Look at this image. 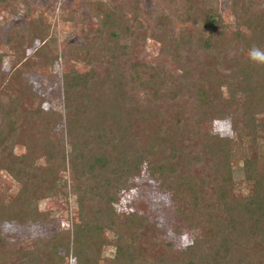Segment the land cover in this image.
<instances>
[{
  "label": "rangeland",
  "instance_id": "rangeland-1",
  "mask_svg": "<svg viewBox=\"0 0 264 264\" xmlns=\"http://www.w3.org/2000/svg\"><path fill=\"white\" fill-rule=\"evenodd\" d=\"M208 10L222 17L213 30L204 24ZM107 12L120 22L121 27L111 26L113 35L102 28ZM254 13L264 16V0L0 1V205L21 187L3 168L14 155L26 154L29 165L49 166L58 176L52 186L33 172L26 195L34 196L32 203L18 220L0 223L2 264L25 262L38 239L71 238L78 200L86 214L100 210L101 192L92 190L93 181L77 179L70 165L63 75L70 70L106 75L112 44L126 76L122 88L133 137L159 134L164 143L126 187L110 190L120 194L114 204L118 214H112V230L104 232L111 242L102 248L99 264H114L117 243L134 245L140 264H171L195 239L206 249L217 205L214 186L222 181L216 170L222 151L217 147L215 153L212 136L227 139L233 150L225 157L236 196L250 192L242 156L253 152L251 136L260 135L251 120L264 119L260 106L246 105L249 99L255 103L252 87L264 84V68L256 71L259 63L249 58L253 46L264 50V45L251 39L247 46L245 40L251 33L246 21ZM73 107L72 120L80 121V107ZM186 175L197 184L195 204L180 188ZM132 214L136 219L128 220ZM65 257L60 264H75L71 253Z\"/></svg>",
  "mask_w": 264,
  "mask_h": 264
},
{
  "label": "trees",
  "instance_id": "trees-1",
  "mask_svg": "<svg viewBox=\"0 0 264 264\" xmlns=\"http://www.w3.org/2000/svg\"><path fill=\"white\" fill-rule=\"evenodd\" d=\"M250 3L248 2L249 5ZM111 16L109 12L105 13L106 19L102 21V28H108L109 34L113 35L115 31L111 26L114 24L121 26L118 25L120 22L111 19ZM246 22L251 32L248 38L245 36L246 45L249 46L253 39L257 45L263 46L264 16L254 13ZM204 24L213 30L222 24V17L214 10H208ZM107 51L111 70L106 75L103 76L96 71L81 73L77 70H70L63 75L65 104L70 109L68 117L70 165L77 179L93 181L92 190L101 192L98 194L97 203L100 210L86 214L83 204L78 200V219L73 223L71 238L56 234L48 241L38 239L33 250L24 252L26 261L21 264H60L69 253L75 259V264H99L102 248L111 242L104 236V232L112 230L114 224L112 214L115 212L118 214L114 204L117 203L120 194L116 197L113 192L110 193V190L113 189L116 193L126 187L128 178H134L141 173V167L148 160V154L156 155V147L164 143L159 134L141 139L133 137L130 131L132 111L129 107V97L122 88L125 72L117 63L116 45H110ZM1 61L2 55H0ZM263 65L254 64L253 68L256 67L258 71L264 68ZM252 90L255 94V103L249 99L246 100V105L248 109L260 106L258 112L264 114V96L259 94L264 90V84L253 86ZM73 106L80 107L81 122L77 118L72 120L77 114ZM254 120H251V124L260 135L259 138L255 134L251 136L253 152H246L242 156L244 182L250 186V192L236 196L232 187L230 161L225 157L228 154L229 158L233 150H229L227 139L211 135L215 153L219 148L222 151V157L218 164L216 163V170L221 173L222 180L214 186L217 205L212 207L207 203L208 206L216 209L213 211H216L214 224L210 227L209 234L212 238L207 240L206 249L202 248L200 239L193 240L191 244L180 250L179 257L171 264H264V119L259 122ZM76 124L78 125L75 126ZM1 132L0 146L3 143ZM245 135L250 137L251 134L246 132ZM214 148L210 151L214 152ZM60 157L65 161L64 153ZM28 158L26 154L14 155L13 162L3 166L21 184V187L13 200L0 205V223L18 220L23 207H29L32 203L34 196L29 198L26 195L34 176L33 172L38 171L40 176L42 174V180H48L52 186L58 185V176L54 170L52 171L49 166H34L33 163L29 165ZM47 159L50 162L49 157ZM180 178V188L193 195L190 203L195 204L197 184L193 180L194 177L186 175ZM177 194L185 201V196L181 192L177 190ZM192 207L195 208L196 205ZM133 219H136L134 214L129 216L128 220ZM22 220L23 218L20 221ZM3 243L4 237L0 233V250L3 248ZM113 263L140 264L136 247L117 243ZM0 264H2L1 256Z\"/></svg>",
  "mask_w": 264,
  "mask_h": 264
},
{
  "label": "clouds",
  "instance_id": "clouds-1",
  "mask_svg": "<svg viewBox=\"0 0 264 264\" xmlns=\"http://www.w3.org/2000/svg\"><path fill=\"white\" fill-rule=\"evenodd\" d=\"M249 58L256 63L264 64V50L253 46L249 50ZM185 240H187V237H185ZM188 243H191V241H188Z\"/></svg>",
  "mask_w": 264,
  "mask_h": 264
}]
</instances>
